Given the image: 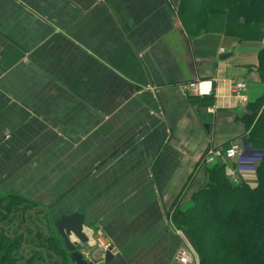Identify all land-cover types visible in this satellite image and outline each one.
Instances as JSON below:
<instances>
[{"label":"crops","instance_id":"0c3cea01","mask_svg":"<svg viewBox=\"0 0 264 264\" xmlns=\"http://www.w3.org/2000/svg\"><path fill=\"white\" fill-rule=\"evenodd\" d=\"M180 2L0 0V196L80 213L112 242L110 264H178L173 210L204 182L206 149L244 137L247 102L264 94V40L200 30ZM197 81L213 84L211 105ZM256 167L241 166L250 187Z\"/></svg>","mask_w":264,"mask_h":264},{"label":"trees","instance_id":"16d2710c","mask_svg":"<svg viewBox=\"0 0 264 264\" xmlns=\"http://www.w3.org/2000/svg\"><path fill=\"white\" fill-rule=\"evenodd\" d=\"M179 10L184 20L197 21L200 30H222L241 40H264V0H181ZM257 61L264 85V45ZM206 98L211 105L213 92ZM246 107L244 137L250 147L262 151L256 186L230 182L222 164L207 166L204 182L191 194L189 207H176L172 212L173 224L189 237L199 264H227L230 257L232 264H264V94ZM216 246L228 253L222 261L212 255Z\"/></svg>","mask_w":264,"mask_h":264},{"label":"flooded vegetation","instance_id":"af4514ba","mask_svg":"<svg viewBox=\"0 0 264 264\" xmlns=\"http://www.w3.org/2000/svg\"><path fill=\"white\" fill-rule=\"evenodd\" d=\"M57 217L47 207L0 196V264H69L52 226Z\"/></svg>","mask_w":264,"mask_h":264},{"label":"built area","instance_id":"2783aa9c","mask_svg":"<svg viewBox=\"0 0 264 264\" xmlns=\"http://www.w3.org/2000/svg\"><path fill=\"white\" fill-rule=\"evenodd\" d=\"M223 51V49H220ZM190 87L196 86L198 91L202 94H211L214 91L211 86L204 84V81H197L195 83H190ZM148 88L155 93V88L148 85ZM213 89V91H212ZM246 91H247V82L243 78L236 79L233 84L231 85V95L239 104H245L247 102L246 98ZM206 111L213 112V107L206 108ZM262 151L258 149H253L248 144L245 137L237 138L230 141L228 144L223 146H216V147H209L204 152L200 163L211 166L215 164H222L224 169L225 176L229 179L230 182L237 184L239 182L245 181L241 177V166L253 164L257 166V163L261 159ZM177 233L185 240L187 251H182L177 254L174 261L178 264H193L195 260V254L191 253V248L188 238L178 230ZM103 235L100 231H98V238H97V246L102 250H113V244L111 241L105 240L101 237ZM190 246V247H189ZM196 264V263H195Z\"/></svg>","mask_w":264,"mask_h":264},{"label":"water","instance_id":"95a60500","mask_svg":"<svg viewBox=\"0 0 264 264\" xmlns=\"http://www.w3.org/2000/svg\"><path fill=\"white\" fill-rule=\"evenodd\" d=\"M203 126L206 131L209 130V124L204 123ZM52 226L61 237L64 248L68 252L69 264H110L112 261L113 254L108 250L104 252L101 259L97 258V250L90 245L91 235L85 231L84 217L80 213L61 214L53 221Z\"/></svg>","mask_w":264,"mask_h":264},{"label":"rangeland","instance_id":"374dc122","mask_svg":"<svg viewBox=\"0 0 264 264\" xmlns=\"http://www.w3.org/2000/svg\"><path fill=\"white\" fill-rule=\"evenodd\" d=\"M221 52H223V51H221ZM140 56L142 55V53L141 54H139ZM253 164H256V163H253ZM253 166H256V165H253ZM246 169V168H245ZM254 173V172H253ZM253 173H251L250 171H249V174L252 176V178H255L256 176V174H253ZM204 177H205V175H204ZM205 179V178H204ZM256 186V184L255 185H253V187H255ZM187 207H189V206H187ZM186 207V208H187ZM181 231V230H180ZM187 238H188V242H189V244H190V246H191V248L189 249V250H191V253H194L195 254V260L196 261H194V263L193 264H199V254L197 253V251H196V249L193 247V245H192V243H191V241H190V239H189V237L186 235V233L185 232H183V231H181ZM98 236V233H92L91 234V238H90V245H92L93 247H94V249L95 250H97L96 252H97V254H96V256H97V258H100L101 259V257L103 256V254H104V252L106 251V250H102V249H100V248H98V246H97V237ZM101 237L102 238H104L105 240H108V241H110L109 239H107V237H104L103 235H101ZM189 246V247H190ZM219 247H217L216 246V248H213L212 249V255H214V257L216 258V257H218V258H220L221 259V261H222V258H224L223 256H227L228 255V253H221V250L220 249H218ZM222 249V248H221ZM220 250V251H219ZM108 251H110V250H108ZM111 253L113 252V250H111L110 251ZM220 261V262H221ZM224 262L225 261H222L221 263L222 264H224ZM234 262V260H233V258L232 257H230L229 259H228V263L227 264H232Z\"/></svg>","mask_w":264,"mask_h":264}]
</instances>
